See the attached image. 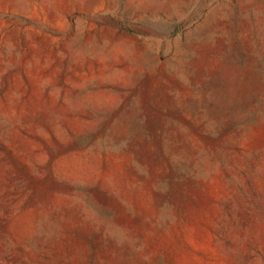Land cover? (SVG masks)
I'll use <instances>...</instances> for the list:
<instances>
[{
	"label": "rangeland",
	"instance_id": "374dc122",
	"mask_svg": "<svg viewBox=\"0 0 264 264\" xmlns=\"http://www.w3.org/2000/svg\"><path fill=\"white\" fill-rule=\"evenodd\" d=\"M0 264H264V0H0Z\"/></svg>",
	"mask_w": 264,
	"mask_h": 264
}]
</instances>
